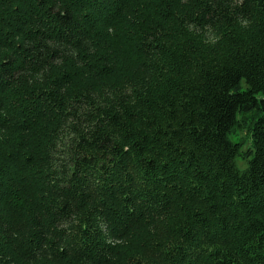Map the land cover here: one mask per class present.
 <instances>
[{"label":"trees","instance_id":"obj_1","mask_svg":"<svg viewBox=\"0 0 264 264\" xmlns=\"http://www.w3.org/2000/svg\"><path fill=\"white\" fill-rule=\"evenodd\" d=\"M142 1L0 0V264H264V0Z\"/></svg>","mask_w":264,"mask_h":264},{"label":"rangeland","instance_id":"obj_2","mask_svg":"<svg viewBox=\"0 0 264 264\" xmlns=\"http://www.w3.org/2000/svg\"><path fill=\"white\" fill-rule=\"evenodd\" d=\"M153 2L158 4V0H153ZM146 1H142V5H140V12L142 16H144V20H146L147 17L151 18L153 21L160 23H165L168 21V19H163L159 18L157 15L160 12V9L158 8V5L155 3H151L150 7H144ZM179 16L174 17V22L180 21ZM178 26V23H176ZM179 27V26H178ZM138 33L136 31H119V32H112L111 33V41H113L114 47H110V49H107V53H112L108 54L107 61L108 63L110 62V57H111V64L115 68L116 65H120L121 61L126 60L127 62V69H128V74L132 75L135 71H142L141 67L145 66V60L139 56L135 57L132 56L131 54H134L135 50H137L135 46V42L138 39ZM200 40L202 38V42L205 45H209L212 48L218 47L221 45V38L219 37L217 31L211 30L204 32L201 37H199ZM128 42H131V46L128 45ZM130 44V43H129ZM185 42H182L179 44V46H183L184 48H188L187 45H185ZM1 53V52H0ZM103 53V51H102ZM125 66V65H124ZM124 66L121 68L123 69ZM120 69V70H121ZM119 70V71H120ZM246 126L249 124V119H245ZM243 124L242 127H238L232 131L231 134V139L240 142L243 145H247L249 143V135L248 132L246 131V126ZM236 165L239 169H244L245 168V163L236 161Z\"/></svg>","mask_w":264,"mask_h":264}]
</instances>
